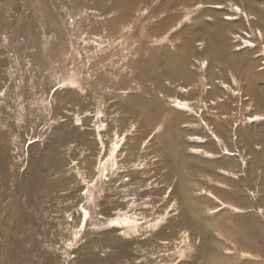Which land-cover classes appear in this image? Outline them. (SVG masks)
Wrapping results in <instances>:
<instances>
[{
  "label": "rangeland",
  "instance_id": "1",
  "mask_svg": "<svg viewBox=\"0 0 264 264\" xmlns=\"http://www.w3.org/2000/svg\"><path fill=\"white\" fill-rule=\"evenodd\" d=\"M90 4L0 0V160L16 159L0 184V264L27 206H42L22 201L28 170L50 178L39 197L70 224L63 264L87 244L108 256L99 239L115 237L122 264H264V0L199 1L156 27L138 11L109 39L82 24Z\"/></svg>",
  "mask_w": 264,
  "mask_h": 264
},
{
  "label": "bare ground",
  "instance_id": "2",
  "mask_svg": "<svg viewBox=\"0 0 264 264\" xmlns=\"http://www.w3.org/2000/svg\"><path fill=\"white\" fill-rule=\"evenodd\" d=\"M70 1H71V11L77 10L82 4L90 1L91 4L87 7V9L84 11V14L82 15V19H83L82 24H85V25L87 23L89 24V36H101L103 38L109 39L110 32L112 29H117V28H120L122 25L130 24L131 23L130 15L137 13L138 11H140L139 19L138 17H135V20H140L143 23H145L146 21H150L153 24L152 26L156 27L158 25L168 24L169 21H174L172 19H175L177 15L175 12L179 13L181 9L184 8L185 5L188 6L187 4H192L195 2L205 1V0H177L178 3L180 2V4H178L177 7L173 6L174 7L173 9H170V8L168 9L167 6H171V4L167 5V3H170L169 1H164L161 3L160 0H159L160 3L158 2L159 4L157 5H153L154 0L152 1L151 0H78L79 2H77V0H70ZM116 1H119L121 4H124L125 9L119 10L118 12L115 13V15L111 17L105 16L103 18H100L104 15L106 11V7L110 6ZM94 5L96 8L95 13H97V15H94L92 13L93 11L90 10L92 7H94ZM247 6H248V0H247ZM157 7L158 9L156 10ZM249 8L252 9L251 3L249 4ZM160 11L161 12L167 11L168 16L165 17L162 21H158V22L151 21L155 15H157L158 13H161ZM170 12H172V14H170ZM149 14L150 16H148ZM107 23H110V24L106 28L104 29L101 28V27H105ZM155 34L157 35L158 33H155ZM219 39H222V38L220 37ZM184 43H185V40H184ZM187 44L189 45V43ZM185 46L183 45L184 49L179 57V60H183L189 54L190 50L188 48H185ZM211 49L213 51V56L218 57L221 55V52L219 48L217 47V43H212ZM167 54H165L164 56H166ZM237 57L239 59L238 62L240 63L243 56L236 55V58L234 57L232 58L237 59ZM219 59L224 60L225 58L220 57ZM175 60L179 61L177 59ZM96 79H99L98 75ZM180 157L181 156H179V158ZM13 158L4 159L2 157V160H0V184L1 185L3 182L2 179L4 180V177L7 176V174L10 172L9 168L12 166L11 165L12 162L16 161V159L14 160ZM61 164L62 163H58L57 170L59 171L62 170ZM10 169H12V167ZM8 179H6L5 181L6 183ZM22 179L24 181L25 180L27 181L25 184H23L24 189L23 188L22 189H23V192L25 190L26 195L24 196V200L22 201H25V203L27 204L28 203L27 200L36 201V199H38L39 202H42V203H39L42 206L41 207L38 206L37 209H32V210L31 208H29V206H27L28 209L25 210L26 212L24 214V217L22 216L23 219L22 221H20V225L17 228H16L17 225H15L13 244H12L14 245L13 247L15 248V252L13 251L14 253L10 257V263L11 264L12 263L13 264H63L61 263L62 261L61 256L63 255V251H64V245H62V242H63V238H65L66 232L68 231L70 227L69 226L70 224L64 223L62 219L55 216L54 210L57 213H60L58 204L57 206L54 205L53 203L51 204L52 201L50 202L49 200L42 198L43 194H41L39 197L40 193H38V191L41 192L42 189H44L48 181L50 182V178L48 176H44L41 179H36L35 177H33L31 170H28V172L25 174V176ZM5 182L3 184H5ZM26 185H28V187ZM6 191L10 192L8 191V189ZM21 199H22V196H21ZM2 205H3V202H2ZM34 224L37 226L36 229L33 228ZM128 225H131V222H129ZM126 232H131V229L128 226L126 228ZM11 233L13 232L11 231ZM3 235H5V233ZM167 236H168L167 234L164 236L161 234L160 237H167ZM6 237H7V233H6ZM65 240L66 239H64V242ZM99 240H101L102 244L107 245L109 247L110 249L109 255L106 257L101 256L99 259H95L97 252H95L94 248L98 247L97 243L96 245L87 244L83 247L84 251L80 252L81 258H84L86 260H84L83 262L79 264H122V262L127 261L124 251H123L125 243H123L119 238L115 237V238H109V239L106 238L103 240L102 239H99ZM144 242L145 243H143L144 245L142 246H144L148 250H151L150 246L152 243L150 242V240H145ZM88 249L91 251L88 252L87 251ZM67 260H68L67 258H63V261H67Z\"/></svg>",
  "mask_w": 264,
  "mask_h": 264
}]
</instances>
